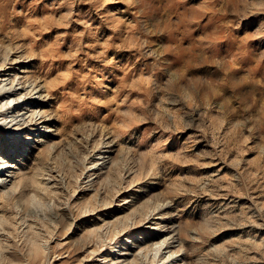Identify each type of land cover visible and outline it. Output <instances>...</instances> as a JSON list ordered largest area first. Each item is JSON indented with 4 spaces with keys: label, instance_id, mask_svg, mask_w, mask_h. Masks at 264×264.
Returning a JSON list of instances; mask_svg holds the SVG:
<instances>
[{
    "label": "rangeland",
    "instance_id": "rangeland-1",
    "mask_svg": "<svg viewBox=\"0 0 264 264\" xmlns=\"http://www.w3.org/2000/svg\"><path fill=\"white\" fill-rule=\"evenodd\" d=\"M6 66L0 264H264V0H0Z\"/></svg>",
    "mask_w": 264,
    "mask_h": 264
},
{
    "label": "bare ground",
    "instance_id": "bare-ground-1",
    "mask_svg": "<svg viewBox=\"0 0 264 264\" xmlns=\"http://www.w3.org/2000/svg\"><path fill=\"white\" fill-rule=\"evenodd\" d=\"M12 65L17 66L19 64L17 62H14L12 63ZM20 74H21V71H19V68L9 67V66L0 67V109H2L1 111H2V116H3L2 118L3 123L5 124V126L10 125V127L12 125L13 126L16 125V129L19 128L18 125L20 123L24 124L28 120H32V118L35 117L34 114L37 113L35 109L37 103L34 100L35 98L42 97L43 92H44L43 87H41L37 82L28 83V80L23 79V77L20 76ZM39 124L41 125L43 124V122H40ZM2 168L3 166L0 165V170ZM160 229H161V226H160ZM165 240H163L160 244H157L159 245L158 248L156 247L157 248L156 251L159 254L157 257L159 259V257H163V255H166L164 260H166L167 263H170V262L172 263L173 261H176L175 259L177 258L173 256L174 253H172L173 251H171L172 246L170 245H172L171 244L172 242L168 241V243L166 244ZM163 245L165 246L163 247ZM161 247H163L164 249H167L168 251L166 253L163 252L165 254H160L159 251H161L160 250L162 249ZM128 251L129 249L125 248L124 251L120 255H118L123 259L124 262L128 261L129 259L127 257ZM157 257H153L152 259L155 258L156 260ZM128 264H130V262Z\"/></svg>",
    "mask_w": 264,
    "mask_h": 264
}]
</instances>
